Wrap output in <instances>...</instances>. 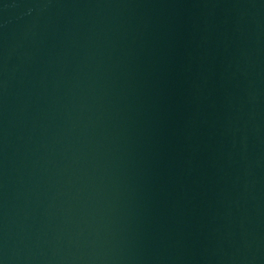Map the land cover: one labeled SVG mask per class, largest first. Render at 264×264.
I'll return each mask as SVG.
<instances>
[{"label": "water", "instance_id": "1", "mask_svg": "<svg viewBox=\"0 0 264 264\" xmlns=\"http://www.w3.org/2000/svg\"><path fill=\"white\" fill-rule=\"evenodd\" d=\"M0 264H264V0H0Z\"/></svg>", "mask_w": 264, "mask_h": 264}]
</instances>
